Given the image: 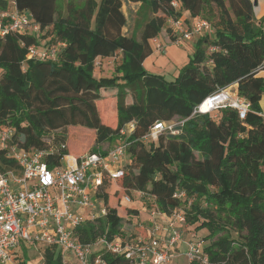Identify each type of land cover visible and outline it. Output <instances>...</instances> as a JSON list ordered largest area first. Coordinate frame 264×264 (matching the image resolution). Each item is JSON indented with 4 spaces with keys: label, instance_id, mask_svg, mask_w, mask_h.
<instances>
[{
    "label": "trees",
    "instance_id": "trees-1",
    "mask_svg": "<svg viewBox=\"0 0 264 264\" xmlns=\"http://www.w3.org/2000/svg\"><path fill=\"white\" fill-rule=\"evenodd\" d=\"M13 1L39 26L35 35L7 32L0 36V129L11 130L13 143L24 150L53 147L59 150L58 156L69 153L68 135L61 129H92L97 145L120 138V130L134 122L133 131L124 137L128 160L122 175L106 178L99 195L107 213L79 226L78 239L88 243L102 234L108 239L121 236L124 219L105 189L111 183L114 194L120 193V206L126 192H139L163 215L181 211L184 224L205 228L204 238L210 239L203 245L205 264H264V118L259 106L264 75L255 72L264 60V15L255 19L254 2ZM124 1L139 3L128 35L122 32ZM10 6L0 0L1 9ZM184 12L189 18L185 21L200 17L210 22L214 40L199 37L192 57L173 80L147 72L142 63L151 53L149 40L161 34L167 18ZM169 30L172 39L163 31L164 38L172 43L175 35ZM45 37L51 45L64 43L57 59H26L27 48L41 44ZM212 43L218 49L208 53ZM118 52L122 57L114 67L115 75L94 78L95 59ZM233 82L238 94L250 102L243 119L232 108L218 110L215 118L207 113L191 116L193 108L217 87ZM105 96L112 98L113 105L100 112L96 99ZM112 113L114 127L102 121L103 114ZM173 118L185 119L181 133L141 140L154 122ZM88 152L100 151L92 147ZM1 163L11 161L0 151ZM176 191L184 192V197L173 196ZM125 207L130 211H125L126 217L136 212ZM219 231L223 235L213 238ZM43 255L44 264H64L55 249L46 248ZM96 255L102 264H133L104 249L91 253L90 260Z\"/></svg>",
    "mask_w": 264,
    "mask_h": 264
},
{
    "label": "built area",
    "instance_id": "built-area-1",
    "mask_svg": "<svg viewBox=\"0 0 264 264\" xmlns=\"http://www.w3.org/2000/svg\"><path fill=\"white\" fill-rule=\"evenodd\" d=\"M5 9L0 8V36L7 32L35 35L39 26L27 11H20L14 1ZM174 7L177 6L172 2ZM171 29L175 35L174 42L189 40L193 35L214 36L215 30L210 22L196 17L192 22L182 17L171 18ZM156 48L161 44L152 39ZM63 42L47 45H30L26 59L56 60ZM218 49L209 44L207 52ZM207 63H210L208 61ZM99 62L95 61V65ZM258 75H264V60L256 68ZM250 107L248 99L239 95L236 83L217 87L191 113L193 115L209 114L216 117L218 110L235 109L239 119H243ZM185 119L177 121H156L141 137L143 142L155 140L161 133L177 135ZM134 122L127 123L121 130V137L130 134ZM126 135V136H127ZM120 137V138H121ZM127 142L122 140L105 153L85 152L80 155L63 153L53 147L47 149L24 150L13 143L11 130L0 129V151L11 161V164H0V264L26 263L20 243L36 252L34 258L44 264V250L55 249L61 253L62 262L65 253H69L76 264H102L99 256L90 260L94 246L104 245V250L120 255L133 264H166L170 251L180 238V230L176 223L184 224L181 211L168 216V236L159 245L154 232L158 227L153 225V233L147 238L134 236L125 240L119 235L108 239L105 234L98 235L94 240L83 243L78 239L76 229L86 222H95L106 215L107 209L99 196L104 188L106 178L115 179L123 172L122 160L127 156ZM57 158V161L50 159ZM51 160V161H50ZM175 197H184V192L176 191ZM124 201H130L124 196ZM151 217L163 215L151 210ZM165 216V215H163ZM203 241L193 238L187 243L186 256L188 261L207 263L203 253Z\"/></svg>",
    "mask_w": 264,
    "mask_h": 264
},
{
    "label": "rangeland",
    "instance_id": "rangeland-1",
    "mask_svg": "<svg viewBox=\"0 0 264 264\" xmlns=\"http://www.w3.org/2000/svg\"><path fill=\"white\" fill-rule=\"evenodd\" d=\"M257 4L254 5L253 7V11H254V17L255 19H260L263 15H264V0H256ZM123 12L126 16V24L123 27V30L125 33L129 34L132 27H133V23H134V18H135V14L134 11L136 9V5L135 4H131L128 6V4H123L122 6ZM172 17H169L166 19V22L164 24V29H162L161 34L158 35V37H165V34L172 39V33L169 30L170 29V19ZM164 31V33H163ZM136 34V31H135ZM215 38V36H210V40L213 41ZM42 40V39H41ZM43 41L47 42L48 45H51L50 43L52 41H49L47 37H45L43 39ZM172 43H175L174 41ZM112 61V59H110L109 63ZM121 62V60L119 59L118 64ZM107 64L106 62L103 65V69L101 71H103V75L101 77H109V76H113L115 75V70L114 67L117 64V59L116 57L113 59V62L111 64ZM101 66V63H99L97 66ZM98 70V69H96ZM1 73V72H0ZM93 77L98 79V75L96 74V72H94ZM169 79V77H166ZM96 103L98 105V109L101 112L102 111V107L104 106H112L113 105V100L110 96H105L103 98L100 99H96ZM108 115V114H107ZM179 119L177 118H173V121H177ZM102 121L104 123L109 124L111 127H114L115 125V118L113 113L110 116H104L103 114V118ZM63 132L65 134H67V145H68V151L70 154H74V155H79L83 152L89 151L92 147L97 148L100 152L105 153L108 149L112 148L113 145H115L116 143L124 140V137L127 135H123L121 138H116L113 141L109 142H102L99 143L97 145H95V140H96V135H95V131L92 129H87L85 127H80V126H68L64 129L60 130V133ZM104 151V152H103ZM126 163V162H125ZM105 189L108 192V198L109 200L111 199V202H113L112 205H114L116 207L117 212L123 217V219H126L125 216V211L130 212L129 210H127L126 206H130L132 204H138L140 202L139 197H145L146 201H145V206H146V210L147 212L150 214L151 210H153V206L152 204H150V200L148 199L149 197L143 196L140 193H136V192H126L127 195L130 197V201L128 202H124L122 206H120L118 204V196L120 193H116L114 194L115 191V186L111 183H108L105 185ZM121 192V191H120ZM122 198V197H121ZM139 218L142 221H146L147 220V214L146 211L143 210L142 208L140 209V213H139ZM125 223H129V221H124ZM197 224L194 225H186V224H182L180 225V238L177 241V243L180 241V243H176V247H174V250H172V254L173 253H179L180 255L177 256L175 258L176 263L177 264H186L188 263V258L185 254L186 249L183 250V247L181 244H185L186 241L189 240V238L191 237V234H193V238H197L203 241L204 246H206L209 242L210 239H205L204 237L207 236V230L205 228H201L198 229L196 227ZM127 226H125L124 229H126ZM127 230V229H126ZM127 234L129 232H126ZM135 235V234H134ZM132 235V236H134ZM223 235V232H217L213 238L219 237ZM231 236L232 237H236L235 232L231 231ZM121 237H124L123 235V231H121ZM129 238V237H128ZM186 245V244H185ZM20 247L22 248L23 251V256L24 259L26 261V263H22V264H39L37 263V261L34 260L35 258V251L33 250V248H27L23 242L20 243ZM104 248L103 244H100V246H94L93 247V251H100ZM171 252V251H170ZM183 254V255H182ZM171 258V253L169 256V260ZM187 261V262H186ZM169 262V261H168ZM167 262V263H168ZM9 264H13V262L11 261Z\"/></svg>",
    "mask_w": 264,
    "mask_h": 264
},
{
    "label": "crops",
    "instance_id": "crops-1",
    "mask_svg": "<svg viewBox=\"0 0 264 264\" xmlns=\"http://www.w3.org/2000/svg\"><path fill=\"white\" fill-rule=\"evenodd\" d=\"M5 1L7 3L8 2L10 3V1H13V0H5ZM252 1L255 2L254 5L257 4L256 0H252ZM123 4H128V6L131 4H135L136 9L139 5V3L126 2V1H124ZM136 9H135V11H136ZM135 11H134V14H135ZM181 17L184 20L189 19L186 12H184L181 15ZM194 19H191L189 21L192 22ZM132 29H133V27H132ZM132 29H131L130 33L132 32ZM122 32L124 34H127L124 32L123 28H122ZM203 35L204 34L193 35L191 39L182 40L178 44L177 43H168L167 38L157 37L156 38L157 41L161 44L160 48H156L155 44L152 42V39H150L149 44L151 47V53L144 59V61L142 63L144 69L149 73L161 75L166 80H173L176 77L178 70L182 66H184L189 61V59L192 57V54L195 50L197 40L199 37H201ZM40 42L43 43L45 41L40 40ZM115 57L117 59V64H118L119 59L121 60V57H122L120 52H118L115 55L110 56V57H97L95 59V61H98L99 63H101V66L95 65L94 70H93V74H94V72H96V74L98 75V78L101 77L104 73L103 71H101L103 69L104 63L106 62L108 64L110 59H112V61L109 63V64H111ZM96 69H98V70H96ZM166 77H169V79ZM259 106H260V114L264 118V93H262V95L260 97ZM127 160H128V157L126 156L125 159L122 160L121 165H124L125 162H127ZM136 193H139V192H136ZM140 194H142V193H140ZM139 200H140V202L138 204L134 203V204L128 206V208H130L131 210H135L136 212H132L129 216L126 217L125 220H123V223L121 226V231H123L124 237H122V238L127 240V239H129L128 238L129 236H132L134 234H135L134 236H140L141 238H147L153 233V225H154V223H156V226L158 227V229H157V231L154 232L155 238L158 241L159 245H162L165 238H167L168 233H169L168 227H167V220L169 217L163 216V215L151 217V215L145 209L146 206L144 203L146 201V198L145 197H139ZM125 202H127V201H125ZM141 208L146 211V214H147V220L146 221H142L139 218V213H140ZM124 221H129V223H125ZM176 225L178 226V229L180 230V225H182V224L176 223ZM125 226H127V228H126L127 230L124 229ZM126 232H129V233L127 234ZM192 236H193V234H191V237L189 238V240L186 241V243H185L186 245L181 244L183 247V250L187 249V243L193 239ZM178 243H180V241ZM175 245L172 247L171 252H170L171 258H170L169 262L166 264H177L176 263L177 260H175V258L180 255V252L176 253V254L175 253L172 254V250H174V247H176ZM35 256H36V252H35ZM63 258L67 261L66 264H76L75 260L73 259V257L69 253H65V255H63ZM186 264H189V261Z\"/></svg>",
    "mask_w": 264,
    "mask_h": 264
},
{
    "label": "water",
    "instance_id": "water-1",
    "mask_svg": "<svg viewBox=\"0 0 264 264\" xmlns=\"http://www.w3.org/2000/svg\"><path fill=\"white\" fill-rule=\"evenodd\" d=\"M255 3V2H254Z\"/></svg>",
    "mask_w": 264,
    "mask_h": 264
}]
</instances>
